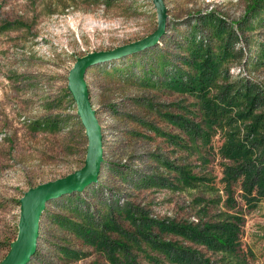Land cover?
Listing matches in <instances>:
<instances>
[{
    "label": "rangeland",
    "instance_id": "374dc122",
    "mask_svg": "<svg viewBox=\"0 0 264 264\" xmlns=\"http://www.w3.org/2000/svg\"><path fill=\"white\" fill-rule=\"evenodd\" d=\"M256 1L162 0L167 18L155 46L85 69L99 177L45 205L28 264H264V194L242 192V182L262 177L251 174L263 172L264 143L247 173L223 153L236 143L254 152L264 138V0ZM156 28L153 0H0V263L17 239L23 195L85 164L88 140L69 91L76 61ZM193 36L218 63L208 98L241 92L217 124L202 114L203 91L172 83L177 70L185 84L195 73ZM246 90L254 104L241 115ZM207 228L210 236L232 228L234 246L182 230Z\"/></svg>",
    "mask_w": 264,
    "mask_h": 264
},
{
    "label": "water",
    "instance_id": "95a60500",
    "mask_svg": "<svg viewBox=\"0 0 264 264\" xmlns=\"http://www.w3.org/2000/svg\"><path fill=\"white\" fill-rule=\"evenodd\" d=\"M157 11V28L148 37L109 52L95 53L76 61L69 74V91L77 107V115L88 140L84 166L78 171L53 182L29 189L20 200V219L17 239L0 264H28L35 253L38 223L45 205L53 200L80 192L97 182L102 162L100 127L91 109L83 74L89 66L119 59L155 46L165 31L166 10L162 0H153Z\"/></svg>",
    "mask_w": 264,
    "mask_h": 264
},
{
    "label": "trees",
    "instance_id": "16d2710c",
    "mask_svg": "<svg viewBox=\"0 0 264 264\" xmlns=\"http://www.w3.org/2000/svg\"><path fill=\"white\" fill-rule=\"evenodd\" d=\"M258 2H260V0H257L255 2V6H257ZM252 9H256V7ZM261 9H264V6ZM207 23H209L208 30L209 32H211V36H213L217 42L223 41L224 40L223 33L219 30L212 29L210 21H208ZM194 34H196L195 31ZM189 43H190L189 50L191 51V54L194 53V58L198 59L199 63H197L195 66L192 65L195 73L194 75L189 77L187 84L183 83L181 78L179 77L182 76L183 73L181 74L180 71L177 70L173 74V80H172L173 86L178 91L191 90L193 91L192 93H195L194 91L197 92L203 91L199 95L200 99L203 101V105L201 107V110L203 111L202 114L204 115L206 121H209V124H217L219 120L227 119L228 117L227 108H229L230 105L234 103L236 100H239V95L241 92H239L236 95L234 94L233 96H230L231 92H229V95H227L228 92L224 91L222 93L223 99L221 100L220 103L217 102V99L215 100L209 99L208 98L209 93H205V89L208 88L207 84L211 80H209L207 77H211L212 75H215L217 73L218 70L216 69V67L218 63L214 62L213 59L210 57L209 51L211 50L208 49L207 51L206 50L204 51V47L200 43L199 44L196 43L194 36ZM224 54H225V49L222 48L221 51L217 55H215V57H217L215 59H219V61L222 60ZM251 97L252 96H250L249 93H247V90L245 92L244 91L242 92L240 99H242L241 104L245 106L246 112L242 113L241 115H246L247 113H250V110L253 108L254 101ZM258 122L259 119H256L254 121L253 126L250 127V132L258 131ZM263 139L261 138L259 139L257 137L253 142L254 143L253 147H255V151H254L255 154H253L254 152L251 148L244 147L238 143L226 144L223 147V153L228 157H230L233 161L236 160L238 164H241L243 167L245 166L244 171L245 173H247L246 170L250 169L249 161H251L253 156L256 155V157H258L260 155L261 146L264 143ZM262 158L264 159V153L262 154ZM257 161L260 160L258 159ZM260 171L261 169L259 168V170L257 169L256 173L254 172L253 174H251L252 178L253 177L259 178L258 177L259 174L263 173L262 177L259 178L258 183L251 181L250 179L251 177L249 178L247 177L248 175H245V178L247 177L246 179H250L247 180L248 182H242V189H243L242 192L245 197L250 198L253 197L254 194L255 195L264 194V168H263V172ZM255 184L257 185L258 189ZM260 191H262L263 193ZM182 230L185 233H189L192 241H195L196 239L198 240L204 239L207 242L209 241L208 244L209 243L216 244L223 247V249L224 248L231 249L230 246H234L233 240L235 239V232L232 228H222L220 230V233L214 236H210L206 232L208 231V228L204 231V233L206 234H204L203 231L197 232L195 230H186V229H182ZM178 251L181 252L180 249ZM37 255L38 253L35 252L34 257H36Z\"/></svg>",
    "mask_w": 264,
    "mask_h": 264
}]
</instances>
